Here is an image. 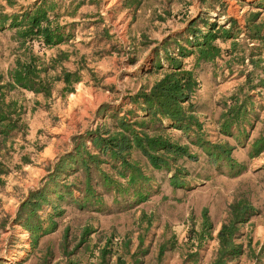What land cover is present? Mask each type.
<instances>
[{"label": "rangeland", "instance_id": "1", "mask_svg": "<svg viewBox=\"0 0 264 264\" xmlns=\"http://www.w3.org/2000/svg\"><path fill=\"white\" fill-rule=\"evenodd\" d=\"M34 1L0 0V12ZM54 1L57 42L0 29L1 82L31 59L47 82V94L1 89L13 125H0V264H209L235 207L228 261L264 264V147L251 146L264 127V0ZM208 32L217 53L199 57ZM176 70L192 82L176 104L186 128L145 99ZM124 125L193 156L155 166L133 141L100 152L93 138Z\"/></svg>", "mask_w": 264, "mask_h": 264}, {"label": "trees", "instance_id": "2", "mask_svg": "<svg viewBox=\"0 0 264 264\" xmlns=\"http://www.w3.org/2000/svg\"><path fill=\"white\" fill-rule=\"evenodd\" d=\"M54 0H35L33 4L30 7H27L25 10L20 12H0V29L4 26H15L19 30V33L21 35L26 34H38L42 41L44 43H55L57 40H59L60 36L62 35V32L59 30L60 25H58L54 19H55V13H52V17H50L47 13L48 10H52L55 6ZM18 31V30H17ZM205 35H211L209 36V39L201 40L198 43L197 49H198V56L203 58H210L213 57L217 53V46L212 43V39L214 37V34L211 32H208ZM33 59L29 61H19L16 60L15 65L8 69V77L9 81L6 80L5 82H1L3 79L1 78L0 74V125L3 130H9L11 126L13 125V121L11 119V112L12 110L9 109V104L3 102V98L1 97L2 91L1 89L6 85H19L22 87H28L32 88L36 91H45L47 82H45L44 78H46L43 75L39 74L40 70H44L40 66H37L33 61ZM182 72L183 74H180ZM44 77V78H43ZM53 78H57V74L54 75ZM64 84V89H69V86H67L69 83H71L72 80L76 79L75 73L70 71H65L61 76ZM190 75L189 72L186 70H176L169 73L168 77H165L154 85L156 90L161 91H152L148 96L145 95V99L147 102H155L157 107L155 109L161 111V109L164 111L165 114H167L170 119H175L176 123H178V126L180 125V122L177 120H183V104L176 105L177 102L186 101L188 100V90L191 89V81L189 80ZM47 81V80H46ZM161 88L158 89L157 87L159 85ZM154 88V89H155ZM161 93V97H159V94ZM44 94H47V90L44 92ZM166 97H165V96ZM152 97H156L155 99H151ZM169 99V101H168ZM185 110V109H184ZM190 117V116H189ZM228 124L226 122L223 123V126H227ZM122 126V125H121ZM190 126L189 121L181 122V126L178 128H186ZM177 127V126H176ZM125 131V132H123ZM127 134H130L131 137ZM164 139H161L160 136L156 135H147L145 132H136L135 130H131L128 126L124 127L121 130H115L111 134L107 135L106 137L100 136L99 138L94 137L95 143L99 146V151L103 152L104 149H108L110 153L113 155H118L121 151H125L129 148L131 142L138 147L141 148L142 152L148 157L151 163L155 166H159L164 164L166 167H168L171 163L174 162V157L172 154L175 155H187L189 157H192L193 154H189L186 150V146L176 143L174 141H170L167 138L163 137ZM252 151H260L264 147V127L263 131H261L255 138L252 140ZM108 147V148H107ZM213 147L217 148L218 150L211 151L212 154L219 155L222 153H227V149L222 147V145L213 144ZM208 147H206V150L208 151ZM159 151L161 153H159ZM251 151V152H252ZM172 153L168 155V157L165 155V153ZM88 157L94 161L98 160V154H92L87 153ZM102 154V153H100ZM123 158V156L120 157V160ZM85 159L86 157L81 158V160ZM83 163V162H82ZM96 164V161L94 162ZM84 164V163H83ZM85 165V164H84ZM86 165L88 166V163L86 162ZM86 166V168H87ZM177 171V170H175ZM179 171V170H178ZM169 180L171 184H176L180 182L177 178V174L174 172L170 175ZM92 190L91 187L88 186V190ZM39 193V192H37ZM40 194V193H39ZM41 197V195H40ZM234 207V206H233ZM250 207L247 205L246 209L248 210ZM234 212L230 216V218L227 219L226 222L222 223L218 233V245H217V252L214 258L211 260L209 264H232L228 261V253L236 252L237 246L235 243L232 242L231 238L234 231V223L238 220L237 214L238 212H241L242 209H237L236 207L233 209ZM101 255H103V250L101 251ZM96 264H99L98 262ZM113 264H125L124 260H122L120 257H117Z\"/></svg>", "mask_w": 264, "mask_h": 264}]
</instances>
